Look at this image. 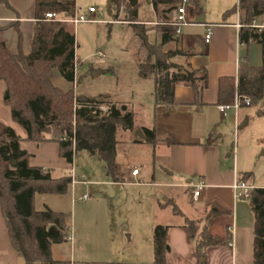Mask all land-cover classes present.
I'll list each match as a JSON object with an SVG mask.
<instances>
[{
	"label": "trees",
	"instance_id": "1",
	"mask_svg": "<svg viewBox=\"0 0 264 264\" xmlns=\"http://www.w3.org/2000/svg\"><path fill=\"white\" fill-rule=\"evenodd\" d=\"M142 1L110 0L116 8L117 16L124 8L129 20L133 22L132 28L140 41L138 72L142 77L154 79L155 103L171 107L175 103L176 87L184 85L192 88L196 103L201 104L203 92L208 88L207 70L204 67L194 69L187 61H177L180 56L187 59L190 56L188 53L180 49H165L166 44L177 41L170 25H162V39L159 43L149 41V27L137 23L138 8ZM146 1L151 2L158 12L167 13L184 3L197 4V0ZM240 5L246 11L239 32L240 42L261 44L262 64L252 66L247 60H242L236 77H222L219 82V103L233 104L240 98L241 107L261 104L258 115L263 116L264 27L254 26L253 22L264 13V0H242ZM237 8L238 5L234 6L231 12L237 11ZM49 12L73 17L76 2L37 1L38 22L29 54L23 51L12 53L0 39V79L6 84L4 100L11 108L13 120L25 130L27 140L37 143L58 141L59 153L69 163L73 162L78 151L96 153L105 163L107 174L113 180L121 181L116 162L117 133L119 129H135V114L127 105L114 102L108 94L80 95L74 89L64 91L54 84L55 69L67 81L77 80L76 38L74 23L49 20L46 18ZM2 30L0 28V32ZM142 51L144 57L140 56ZM244 97H248L250 102L245 103ZM143 132L148 143L157 142L154 128H144ZM21 141V136L13 127L0 121V205L11 243L23 255L25 264H71L70 261L55 260L52 256V244L65 238L67 221L64 213L49 207L37 210L35 194H65L72 184V176L64 174L53 177L50 171L31 166V154L21 147ZM212 141L209 138L208 143ZM250 175L243 174L241 180L247 181ZM248 199L254 215L253 264H264V188L254 187ZM172 205L176 214L182 213L177 204ZM215 212H211L207 220ZM201 223V220L185 218V225L195 242L197 253L205 257L206 249L219 241ZM52 225L58 234L49 231ZM169 228L163 224L154 228L152 264H166V255L170 251Z\"/></svg>",
	"mask_w": 264,
	"mask_h": 264
},
{
	"label": "crops",
	"instance_id": "2",
	"mask_svg": "<svg viewBox=\"0 0 264 264\" xmlns=\"http://www.w3.org/2000/svg\"><path fill=\"white\" fill-rule=\"evenodd\" d=\"M37 1H0V28L3 29L0 32V39L14 54L19 53V51H23L25 54L31 52L34 29L38 22L36 17ZM90 1L75 0V15L78 14L80 8L88 9L89 13V8L95 7L91 5ZM147 2L152 6L156 19L149 21L140 18L138 8L137 23L159 26L160 24H157L160 23L159 21L173 19L175 10L169 13L158 12L151 2ZM187 12L189 23L183 27V32L180 35H176L177 41L166 44L165 48L167 47L168 50L178 48L190 55L187 59L180 56L177 59L180 63L187 61L194 69L204 67L208 72V88L203 92L201 104H197L192 88L178 85L175 89V103L171 107L164 105L153 107L152 115L149 114L147 117L148 120H144L142 124L135 123V129L129 131L130 134L127 136L129 144L145 148L144 150H147L149 154L154 169V173L151 175L152 182L137 179L141 173L140 170L138 175L132 174L134 169H139L137 166H133L130 170L125 168L124 164L119 162L118 150L116 162L121 181L113 180L107 174L106 167L105 175L103 171L99 176L98 173L95 175L89 173L91 177L95 178L93 180L78 176L75 161L69 163L61 157L58 141L37 143L27 140L25 130L13 120L11 108L4 100L6 84L2 79H0V121L13 127L21 136V147L31 154V166L42 167L44 170L50 171L53 177L64 174L72 176L71 170L74 168L77 182L72 181L73 194L78 185H84L87 188L89 185H105L109 187L110 192L122 187L139 186L147 183L166 188L163 191L169 193L170 197L166 198V202L158 203L157 218L153 224L151 223L153 227L152 247L155 226L163 224L170 227L168 232L170 251L166 255V264H253L254 215L248 197H239L234 184L237 181H243L241 176L245 173L252 174L245 182L253 187L264 188V179H258L252 171L240 170L237 164L234 166L225 165L222 162L224 151L219 145V138L222 136L221 134L216 136V134L223 131L226 122L218 107L224 104L219 103L220 79L225 76L236 77L242 60H247L252 66H260L262 64V46L257 42L249 44L240 42L239 32L243 25L240 16L237 19L227 18L222 21L196 20L193 12L188 9ZM96 14L97 8L95 12L89 13L90 18L95 20V23L113 21V23L132 27L133 22L129 20L130 18L124 8L121 9L118 16L115 14V18L108 22L102 18H95ZM253 25L264 27V13L255 19ZM161 30L162 27H160V38L162 39ZM207 33L211 34L209 42H206ZM137 53L139 55V50ZM98 54L104 56L102 51H99ZM138 55L136 56V64ZM144 55L145 53L142 51L140 56L144 57ZM53 82L64 91L75 90L76 88V82L67 81L57 69L54 70ZM112 100L132 109L129 102L120 99ZM152 105L155 106L153 101L150 103V106ZM241 109H245V107H241ZM244 115L246 114L243 113ZM260 117L264 120V115ZM247 118L250 121V118ZM144 128L155 129L157 137L155 144L148 143L145 138L142 139L134 135L136 129L143 131ZM209 138L213 140L211 144L208 143ZM90 154L95 155L96 153L90 152ZM228 156H231V153ZM156 169L166 175L164 178L161 174L163 181H157ZM56 171L59 173H55ZM200 181H203L205 186L201 189L199 197L194 198V185ZM177 188L190 191V195L179 196L176 192ZM80 198L78 200H81ZM75 200L73 199V202ZM183 201L186 205L183 204ZM173 203L180 208L181 214L174 212ZM213 211L217 212L207 220V216ZM186 217L201 220V226H207L209 234L219 241L206 249L205 257H201L195 249V242L185 225ZM230 242H233L232 246H230ZM153 260L154 248L153 258L147 256V259L139 257L134 260L124 259L115 262L108 260L102 261L101 264H152ZM79 262L91 263V261L86 260ZM0 264H25L23 255L11 243L1 205ZM71 264L75 263L72 262Z\"/></svg>",
	"mask_w": 264,
	"mask_h": 264
},
{
	"label": "rangeland",
	"instance_id": "3",
	"mask_svg": "<svg viewBox=\"0 0 264 264\" xmlns=\"http://www.w3.org/2000/svg\"><path fill=\"white\" fill-rule=\"evenodd\" d=\"M90 2L97 8L95 18H102L107 22L115 18L116 8L110 0ZM238 3L239 0H197V4L191 2L186 4V7L194 13L196 20L222 21L227 18L237 19L240 16L243 23L246 11L241 5L237 11L231 12ZM87 10L80 8L78 14H89ZM139 17L149 21L156 19L152 6L146 0L139 6ZM148 27L149 41L159 43L162 25ZM74 30L77 57L76 93L87 96L109 94L112 99L130 103L136 114V124L148 120L153 107L160 105L155 103L154 79L142 77L138 73L136 56L140 41L133 28L109 21L79 23L74 25ZM171 31L173 32V28ZM99 51H102L104 56H100ZM152 101L155 106H150ZM260 107L261 104H258L230 111L224 117L226 122L223 131H219L216 136H222L219 138V145L224 151L222 162L225 165L237 164L240 170L252 171L258 179H264V120L257 115ZM103 108L106 109V106ZM243 113L246 115L243 116ZM247 117L250 121L242 127ZM136 131L137 129L135 136ZM129 134L126 130L118 131L119 162L128 170L137 166L141 171L137 179L152 182L154 169L149 154L145 148L129 144ZM229 153L231 156H228ZM74 161L77 175L84 176L87 180L95 179L89 173H98V176L101 171L104 175L106 173L105 163L97 154L92 155L87 150L78 151ZM161 174L156 169L158 182L163 181ZM162 175L166 178L165 174ZM194 181L196 182V179ZM118 189L110 192L109 187L105 185H89L88 188L78 185L73 194L70 185L65 194H35L37 210L49 206L52 210L63 212L66 217L64 240L52 244L54 258L75 264H101L102 261L134 260L139 257L147 259V256L153 258L152 224L157 218L158 203L166 202V198L170 197L169 193L164 192L166 188L162 186L148 183ZM85 192L92 194V198L88 201L78 200ZM176 192L183 197L190 195V191L181 188H177ZM73 199H76L75 202ZM183 204L186 205L184 201ZM83 260L91 263L79 262Z\"/></svg>",
	"mask_w": 264,
	"mask_h": 264
},
{
	"label": "built area",
	"instance_id": "4",
	"mask_svg": "<svg viewBox=\"0 0 264 264\" xmlns=\"http://www.w3.org/2000/svg\"><path fill=\"white\" fill-rule=\"evenodd\" d=\"M242 0H239L238 6L240 5V2ZM96 11L95 7L89 8V13H93ZM46 18L49 20H55L59 22H71L74 24L83 23V22H94L95 20L91 19L89 14L82 13V14H76L73 17L70 16H60L55 15L51 12L46 14ZM189 23L188 17H187V7L186 4L179 5L176 10L174 11V17L171 20H168L166 22H160L157 24L162 25H170L173 28V32L175 35H180L183 32V27ZM211 38V34L207 33L206 35V42H209ZM101 54V53H100ZM244 102L249 103L250 99L248 97H244ZM223 117L227 116V114L232 110H238L241 108V100L240 98H237L233 104H222L218 106ZM72 179L73 182H77V178L75 175V170L72 168ZM133 175L139 174V169H134L132 172ZM205 186V183L203 181H200L194 185V191H193V197L197 198L200 195L201 189ZM235 190L238 191L239 197H249L250 191L254 188L250 184L246 183L245 181H237L234 184ZM91 198V195L89 193H85L80 199L83 201L89 200ZM233 245V242H230V246Z\"/></svg>",
	"mask_w": 264,
	"mask_h": 264
},
{
	"label": "water",
	"instance_id": "5",
	"mask_svg": "<svg viewBox=\"0 0 264 264\" xmlns=\"http://www.w3.org/2000/svg\"><path fill=\"white\" fill-rule=\"evenodd\" d=\"M248 122H249V119L246 118V119L244 120V122L242 123L241 126L243 127V126L247 125ZM136 135L139 136V137L142 138V139L145 138V134H144V132H143L141 129H137V131H136ZM49 231H50L51 233H53V234H58V230L56 229V227H55L54 225H52V226L49 228Z\"/></svg>",
	"mask_w": 264,
	"mask_h": 264
}]
</instances>
